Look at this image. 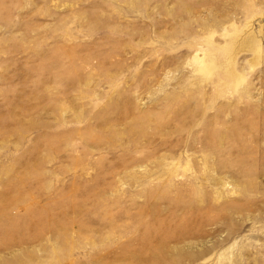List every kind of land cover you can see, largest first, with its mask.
<instances>
[{
    "label": "rangeland",
    "instance_id": "374dc122",
    "mask_svg": "<svg viewBox=\"0 0 264 264\" xmlns=\"http://www.w3.org/2000/svg\"><path fill=\"white\" fill-rule=\"evenodd\" d=\"M0 264H264V0H0Z\"/></svg>",
    "mask_w": 264,
    "mask_h": 264
},
{
    "label": "bare ground",
    "instance_id": "6f19581e",
    "mask_svg": "<svg viewBox=\"0 0 264 264\" xmlns=\"http://www.w3.org/2000/svg\"><path fill=\"white\" fill-rule=\"evenodd\" d=\"M233 50H234V48H233ZM232 56H234V55H231V57ZM212 66H213V63L212 62H209V63L205 64L204 67H203V72L206 73L208 70H211V67ZM236 79H237V82L239 83L242 80V77L241 76H236Z\"/></svg>",
    "mask_w": 264,
    "mask_h": 264
}]
</instances>
